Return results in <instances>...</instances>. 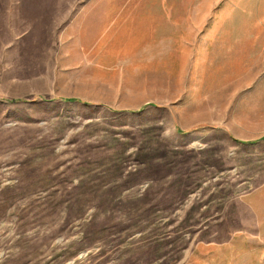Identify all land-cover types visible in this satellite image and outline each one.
<instances>
[{"label": "rangeland", "instance_id": "374dc122", "mask_svg": "<svg viewBox=\"0 0 264 264\" xmlns=\"http://www.w3.org/2000/svg\"><path fill=\"white\" fill-rule=\"evenodd\" d=\"M160 1L0 0V264H264V0Z\"/></svg>", "mask_w": 264, "mask_h": 264}, {"label": "crops", "instance_id": "0c3cea01", "mask_svg": "<svg viewBox=\"0 0 264 264\" xmlns=\"http://www.w3.org/2000/svg\"><path fill=\"white\" fill-rule=\"evenodd\" d=\"M157 4H166V3H169V1L168 0H163V1H160V2H156ZM149 9V11H150V13H160V14H163V15H165V16H162V17H168L169 19H171L170 17H169V15H168V10H169V8L166 6V7H164V6H156V7H150V8H148ZM166 22V28L168 27V23H169V21L168 20H165Z\"/></svg>", "mask_w": 264, "mask_h": 264}]
</instances>
